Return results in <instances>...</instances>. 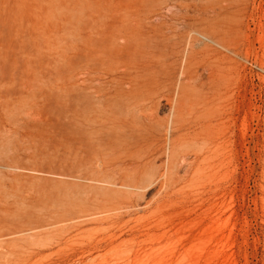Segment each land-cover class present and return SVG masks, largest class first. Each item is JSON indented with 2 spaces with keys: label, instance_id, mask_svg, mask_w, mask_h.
<instances>
[{
  "label": "rangeland",
  "instance_id": "374dc122",
  "mask_svg": "<svg viewBox=\"0 0 264 264\" xmlns=\"http://www.w3.org/2000/svg\"><path fill=\"white\" fill-rule=\"evenodd\" d=\"M181 1L192 24L180 46L215 55L198 68L223 94L211 139L171 172L161 152L133 205L92 221L79 166L91 163V12L148 15L167 0H0V264H264V0ZM217 14L219 31H203ZM162 47L166 82L185 78Z\"/></svg>",
  "mask_w": 264,
  "mask_h": 264
},
{
  "label": "bare ground",
  "instance_id": "6f19581e",
  "mask_svg": "<svg viewBox=\"0 0 264 264\" xmlns=\"http://www.w3.org/2000/svg\"><path fill=\"white\" fill-rule=\"evenodd\" d=\"M177 4L182 1L167 0L165 11L148 15L137 10L91 12V62L98 63L93 71L96 75L91 76V163L79 166L83 165L91 181L85 186L91 188L92 221L111 219L112 213L119 216L121 209L133 205L137 190L154 173L161 152L171 172L179 158L185 159L187 147L211 139L215 106L223 94L215 72L210 71L207 85L200 82L198 68L205 65L208 55H215L208 45L194 48L189 41L180 46L192 21L182 8L174 9ZM221 19L217 14L216 26L205 19L201 29L218 32ZM144 26L148 27L145 31ZM203 31H197L193 39L208 40ZM160 47L182 56L180 69L185 78L166 82L169 61L162 58ZM156 61L162 65L160 70ZM93 79L98 80L96 84ZM163 100L169 111L160 121L157 111ZM158 129L164 130L163 137L154 133ZM17 175L13 172L11 180Z\"/></svg>",
  "mask_w": 264,
  "mask_h": 264
}]
</instances>
